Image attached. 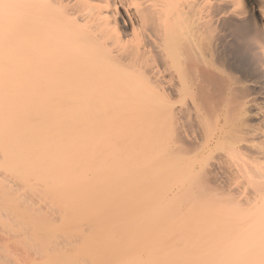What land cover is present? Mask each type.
<instances>
[{
	"label": "bare ground",
	"instance_id": "6f19581e",
	"mask_svg": "<svg viewBox=\"0 0 264 264\" xmlns=\"http://www.w3.org/2000/svg\"><path fill=\"white\" fill-rule=\"evenodd\" d=\"M0 264H264V0H0Z\"/></svg>",
	"mask_w": 264,
	"mask_h": 264
}]
</instances>
